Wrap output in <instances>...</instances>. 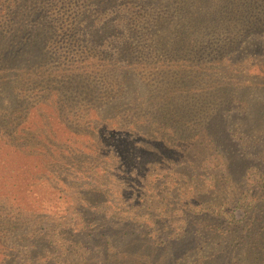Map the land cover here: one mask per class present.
<instances>
[{
    "label": "trees",
    "instance_id": "1",
    "mask_svg": "<svg viewBox=\"0 0 264 264\" xmlns=\"http://www.w3.org/2000/svg\"><path fill=\"white\" fill-rule=\"evenodd\" d=\"M5 1L11 10L0 24V177L9 179L0 180V264L39 258L48 232L31 225L62 220L69 206L62 193L75 185L86 227L58 231L63 253L56 264H228L231 245L238 253L246 247L225 237L232 225L253 224V213H263L260 207L237 218L240 208L232 209V135L240 125L232 117L250 105L264 109V60L244 76L236 69L243 56L264 53V0ZM230 53L238 57L232 84ZM254 93L258 101L239 105ZM123 117L129 119L121 132L108 129ZM237 160H248L247 153ZM119 165L139 178L116 173ZM120 177L140 188L133 198L159 181L180 192L207 179L230 192H184L187 200H179L173 191L179 202L164 204L160 190L168 218L153 212L137 226L114 221L105 208L117 200L97 189ZM182 203L186 209H177ZM203 203L212 208L188 211ZM222 206L224 213L215 212ZM178 213L182 233L156 225ZM190 214L199 230H185ZM206 228L231 244L217 253L210 240L198 247Z\"/></svg>",
    "mask_w": 264,
    "mask_h": 264
},
{
    "label": "rangeland",
    "instance_id": "2",
    "mask_svg": "<svg viewBox=\"0 0 264 264\" xmlns=\"http://www.w3.org/2000/svg\"><path fill=\"white\" fill-rule=\"evenodd\" d=\"M2 5L1 8H5L6 10L1 12L0 14V24L3 22H9V11L11 8L9 7L10 2L5 0H0ZM118 7H121L118 5ZM55 15V14H53ZM69 16H72L69 15ZM153 33V31H151ZM257 37L253 35L251 37V41L256 40ZM247 40V39H246ZM61 48V52L64 50ZM78 49L75 48L73 52L77 51ZM232 52V51H231ZM246 56V55H245ZM243 56L240 65L236 68L238 73V76L241 74L247 75L249 74V71H255V68L252 67L254 65H257L261 61L264 60V53L257 55V54H249L247 57ZM237 56L232 55L230 53L228 57L226 58L227 64L225 65L231 68L229 78L227 77V81H229L232 84V64L236 61ZM252 68V69H251ZM229 71V69H226ZM237 76V75H236ZM235 80V79H233ZM245 80L247 78L244 77L243 81L241 83H237L238 88H243L245 86ZM258 84L259 81H256ZM263 84V83H262ZM131 94H129L124 99H131ZM255 98L253 99H245L241 102L243 105L246 106L248 102L258 101L259 96L254 93L253 95ZM133 97V96H132ZM248 109H242L239 111L234 112V115L232 117V122H240V125L238 127L233 128V138H232V161L234 162L235 167V173L232 175V209L235 208V206L238 205V211H237V218H240L242 216L243 212L246 211L248 213H252L253 211L256 212V210L260 207H262L263 213L259 215L258 213H253L254 220L259 219L261 216H264V109H257L254 106H247ZM232 113V112H231ZM125 116V115H124ZM127 118V117H126ZM123 117V120L116 119L115 121L111 122L108 129L110 131H117L121 132V130L118 128H121L127 125L128 119ZM106 127H103L102 130H106ZM235 132V133H234ZM123 133V132H122ZM241 152H246L248 156V160L246 161H238L237 155H239ZM117 164V162H116ZM122 165H119L117 168L116 173L120 174H128L134 178H139L138 173L134 169H127L124 170L121 169ZM249 167L247 170L246 168ZM211 172V170H210ZM215 172V171H214ZM156 176H166L165 173L161 174H155ZM170 175H168L169 177ZM134 177V178H133ZM206 178V177H204ZM9 175H1L0 180H8ZM74 183L76 184L77 178H73ZM171 179V178H168ZM83 179L82 181H85V184H90L95 187L93 182H89V180ZM160 180V179H159ZM176 181L172 182L175 183ZM162 181H159L156 184V187L153 189H150L149 192H147L145 195H135L136 197H132L130 194H132V191H138L140 188H133L131 185L130 179H124V177H120L118 179H113L107 181H104V183L100 186H98V190H106L109 191L110 196H114V200H117L115 204V208H111L110 206L106 207L105 210H108L111 214V218L115 220H122V221H130L134 224L144 226L146 223L151 220V213L154 212L155 216L157 217H164L166 215L167 211L163 209L162 203L156 198V194H158V191H162L163 199L162 202L166 204L167 202L171 204H176V202H179V200H187L186 193L190 192H196L195 196H202L206 194L209 191V194L217 195L218 192H230V190L227 189L228 184L221 185L222 188H219L217 186H211V183L207 179H201L199 182V186H197V182H191V186H184L181 191L179 192L178 187H174L173 184L167 183L164 184ZM135 185V183H134ZM78 187V186H77ZM76 185L72 187L71 189H66V202L69 204L68 206V214L63 217L62 220H54L50 221L47 226L46 224L42 225L40 227L38 224H32L31 231H34V229H39L40 232L45 228V230L48 232V237L45 238L46 247H43L39 251V258L32 261L31 264H56L61 257V253H63V249H61V245L59 243V236L58 231L66 225L74 226L77 230H82L86 227V224L83 220H81V215L78 212V203H79V190L77 189ZM220 187V185H219ZM8 189V187H6ZM1 190V187H0ZM173 191H176L177 194H179V200L175 201L174 196L172 194ZM167 193L168 196H167ZM57 194V193H56ZM154 195V196H153ZM121 196V197H118ZM167 197V200H164V197ZM255 196V199L252 197ZM161 198V197H160ZM239 199V201H238ZM123 204V205H121ZM142 205H146V207H142ZM150 206V207H149ZM184 206V207H183ZM188 207V211L192 214V212L198 213L200 211H206L211 209L209 203H203L201 207ZM146 208V209H145ZM170 207L169 209H171ZM177 209L183 210L186 209L185 205L183 203L180 205H177ZM226 211L225 207L216 208L215 212L224 213ZM14 214V211H13ZM189 215L192 223H187L185 226V230L187 231H196L199 230L201 227L200 220L193 219L192 215ZM179 215V213H178ZM217 215V214H215ZM224 216V215H222ZM59 218V217H58ZM165 219L168 217H164ZM184 224L186 223V218L184 217ZM253 224H246L244 226L242 225H232V234L225 237H230V239L235 242H243V246H246L244 249L241 250L240 253L233 251L234 245L230 246L229 255L225 260H228V264H264V227L260 226V223L255 222ZM153 225V223H149L147 226ZM172 226V231H174V234L182 233L183 224L181 217H174L167 219V221L164 223L161 222L159 225V228H169V226ZM264 224V221H263ZM215 229L214 227H210ZM210 228H206L204 231V236L201 241L198 243V247L204 244L206 240H210V243L212 246H215L213 249V253L221 252V250L224 249L225 246H229L231 244V241H228L224 239V237L220 236V234L215 233V231L209 230ZM184 230V232H185ZM166 233V232H165ZM207 243V244H210ZM253 244H256L253 246ZM48 248V250H47ZM261 248V249H259ZM208 250H212L210 247L207 248ZM233 251V252H232ZM77 250L74 251L76 253ZM199 253L195 252L193 255L196 256ZM241 254V255H238ZM243 256V257H242ZM198 259H201L202 255H198Z\"/></svg>",
    "mask_w": 264,
    "mask_h": 264
}]
</instances>
